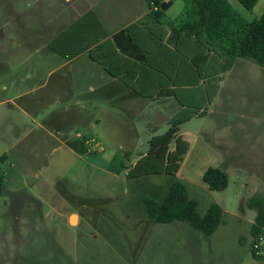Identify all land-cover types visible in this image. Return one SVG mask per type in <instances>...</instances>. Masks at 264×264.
<instances>
[{"label": "rangeland", "instance_id": "1", "mask_svg": "<svg viewBox=\"0 0 264 264\" xmlns=\"http://www.w3.org/2000/svg\"><path fill=\"white\" fill-rule=\"evenodd\" d=\"M30 2L0 0L5 38L15 41L13 18L24 20L31 6L40 13V4ZM229 2L247 19L264 12V0L251 9ZM185 8V0H174L166 18L176 20ZM0 62L5 64L1 54ZM224 65L207 114L180 126L189 147L175 176L127 175L147 149L145 124L158 125L155 133L167 127L164 119L146 118L145 106L144 117L118 118V133L104 123L100 130L81 128L94 139L78 141L73 151L31 144L34 134H0V264H263L250 252L255 210L247 202L256 194L264 199V64L235 58ZM207 166L225 169L224 189H209L202 181ZM176 177L199 214L212 202L221 206V223L210 234L183 220L163 223L146 216L143 198L162 199Z\"/></svg>", "mask_w": 264, "mask_h": 264}, {"label": "trees", "instance_id": "2", "mask_svg": "<svg viewBox=\"0 0 264 264\" xmlns=\"http://www.w3.org/2000/svg\"><path fill=\"white\" fill-rule=\"evenodd\" d=\"M149 1L152 4L149 2L146 17L124 29L142 53L141 61L132 60L116 49L93 11L70 22L52 36L46 46L66 59L85 51L108 75L121 79L137 95L173 102L175 110L166 121V129L149 136L146 151L129 167L127 175L175 176L189 147L180 126L192 117L207 114L223 79L225 60L249 58L264 64V12L247 19L228 0H185V10L174 21L176 27L172 29L177 35L171 47L165 43L167 30L163 21L171 0ZM237 1L246 9L257 2ZM1 64L0 71L4 68ZM201 179L209 189L222 190L227 185L228 175L220 166H207ZM3 183L4 174L0 172V192ZM143 202L146 216L156 222L183 220L206 234L221 223V206L212 202L199 214L196 200L187 195L185 183L177 177L162 199L145 196ZM247 203L255 210L249 228L250 252L264 264V245L259 254L252 247L259 234H264V199L256 194Z\"/></svg>", "mask_w": 264, "mask_h": 264}, {"label": "crops", "instance_id": "3", "mask_svg": "<svg viewBox=\"0 0 264 264\" xmlns=\"http://www.w3.org/2000/svg\"><path fill=\"white\" fill-rule=\"evenodd\" d=\"M149 2L31 0L29 6L40 4L42 9L36 14L31 6L24 20H11L15 41L14 37H4L0 25V54L5 63L4 72L0 73V134H34L31 144L51 151L61 147L73 151L72 146L78 145V141L87 145L86 138L93 137L81 128L100 130L104 123L110 133H118L116 120L122 116L130 120L144 117L140 115L144 106L150 110L146 118L164 119L166 123L175 110L170 100L137 95L121 79L108 75L85 51L66 59L46 46L47 41L70 22L93 11L116 49L132 60L141 61L142 53L124 29L146 17L150 11ZM163 21L167 30L165 43L172 47L177 35L172 29L176 27L175 20L167 19L165 13ZM128 90L132 94L129 95ZM22 125H25L23 129ZM128 125L135 128L132 121ZM145 126L149 135L158 128L148 122ZM16 140L11 141L13 145Z\"/></svg>", "mask_w": 264, "mask_h": 264}, {"label": "built area", "instance_id": "4", "mask_svg": "<svg viewBox=\"0 0 264 264\" xmlns=\"http://www.w3.org/2000/svg\"><path fill=\"white\" fill-rule=\"evenodd\" d=\"M85 141L86 143H89L90 141H93V138L87 137ZM262 230L264 231V226L262 227ZM263 245H264V234L260 233L258 236V239L252 243V247L254 248L255 253L259 254L261 252V247Z\"/></svg>", "mask_w": 264, "mask_h": 264}, {"label": "bare ground", "instance_id": "5", "mask_svg": "<svg viewBox=\"0 0 264 264\" xmlns=\"http://www.w3.org/2000/svg\"><path fill=\"white\" fill-rule=\"evenodd\" d=\"M74 217H75V215H72L70 218H71V220H73L74 219Z\"/></svg>", "mask_w": 264, "mask_h": 264}]
</instances>
